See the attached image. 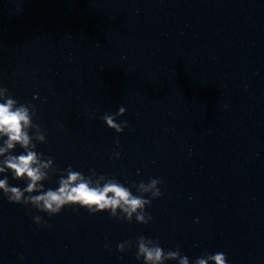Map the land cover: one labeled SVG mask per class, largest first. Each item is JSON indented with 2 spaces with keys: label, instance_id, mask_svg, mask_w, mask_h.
I'll return each instance as SVG.
<instances>
[{
  "label": "clouds",
  "instance_id": "9594fccd",
  "mask_svg": "<svg viewBox=\"0 0 264 264\" xmlns=\"http://www.w3.org/2000/svg\"><path fill=\"white\" fill-rule=\"evenodd\" d=\"M125 111L124 107H120L116 113L105 114L102 119L110 129L122 133L128 126L127 121H116ZM35 116V105L18 104L7 88L0 87V157L3 158L0 159V174L11 172L13 179L26 181V187L22 189L11 186L7 176L0 179V191L10 203L30 205L50 217L59 214L65 207H79L93 215L108 212L111 217L129 223L133 218L139 224L150 222L152 217L145 209L151 206L153 199L163 194L159 187L163 183L161 179L150 178L147 183L141 181L138 185L132 184L136 189V194H133L129 187L116 178L103 174L97 176L95 170H90L88 176L73 170L71 166L60 171L53 167L52 158H44L36 151L37 144L45 142L46 133L33 123ZM33 129L34 134H30ZM17 145L23 152L13 155ZM120 156L121 153L115 152L112 158L119 159ZM57 173L58 187L45 189L43 182ZM33 219L37 224L44 223L39 215ZM131 246L129 241H124L117 245V251L123 253ZM135 247L136 259H143V264H166V261L190 264L189 258L181 255L178 247L165 251L159 240L145 238L143 235L136 238ZM194 264H228V259L223 252H217L197 258Z\"/></svg>",
  "mask_w": 264,
  "mask_h": 264
}]
</instances>
